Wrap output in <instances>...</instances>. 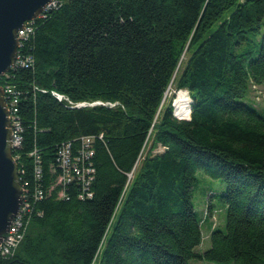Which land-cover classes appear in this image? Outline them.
Segmentation results:
<instances>
[{
    "label": "trees",
    "instance_id": "trees-1",
    "mask_svg": "<svg viewBox=\"0 0 264 264\" xmlns=\"http://www.w3.org/2000/svg\"><path fill=\"white\" fill-rule=\"evenodd\" d=\"M57 1L22 43L32 65L0 77L20 94L13 156L30 203L0 264H264V107L251 97L264 88V0ZM172 90L187 91L188 120ZM82 137L93 138L92 198L68 186L59 199L49 168ZM199 170L225 187V226L204 251L214 209L194 210Z\"/></svg>",
    "mask_w": 264,
    "mask_h": 264
},
{
    "label": "built area",
    "instance_id": "built-area-1",
    "mask_svg": "<svg viewBox=\"0 0 264 264\" xmlns=\"http://www.w3.org/2000/svg\"><path fill=\"white\" fill-rule=\"evenodd\" d=\"M57 6H59V2L57 0H51V2L48 3L43 11L37 16V18L43 17L47 11L52 8H56ZM32 22L33 20L25 22L22 29L17 32L18 50L11 70L17 68H27L33 63L30 56H24L20 51L22 43H25L34 33ZM2 89L4 92L5 109L8 113L11 128L12 157L15 162H17L18 157H14L13 153L20 147L22 141V128L17 116V103L18 96L20 94L9 85H5ZM57 99L61 100L62 97L57 96ZM88 105L89 104L83 103L77 105V107H84ZM92 144V137H82L80 138V144L76 147L72 146L70 143H63L60 145L56 153V164L49 168V174L53 175L54 179L48 187V193L57 189L56 192L58 198L67 199L68 196L65 193V188L73 186L77 190V198L79 200L92 198L91 186L95 174V170L91 162V158L94 155ZM28 156L33 160L35 180L38 181L41 179L42 173L40 168V157L36 151L31 152ZM22 168L23 167H21V169ZM21 169H18L19 182L20 175L23 172ZM132 174L133 172L128 175L129 180L132 178ZM20 186L21 204L18 213L10 221L8 231L2 236V241L0 243L1 258L11 256L20 246L25 237L27 225L29 224L30 203L27 196L28 192L24 189L21 182ZM33 197L34 200H41L44 197V193L37 187L34 190Z\"/></svg>",
    "mask_w": 264,
    "mask_h": 264
},
{
    "label": "water",
    "instance_id": "water-1",
    "mask_svg": "<svg viewBox=\"0 0 264 264\" xmlns=\"http://www.w3.org/2000/svg\"><path fill=\"white\" fill-rule=\"evenodd\" d=\"M51 0H0V77L14 65L18 50L17 32L32 21ZM187 93V92H186ZM191 110V109H190ZM179 119V120H188ZM18 166L12 157L11 128L0 87V243L21 204Z\"/></svg>",
    "mask_w": 264,
    "mask_h": 264
},
{
    "label": "rangeland",
    "instance_id": "rangeland-1",
    "mask_svg": "<svg viewBox=\"0 0 264 264\" xmlns=\"http://www.w3.org/2000/svg\"><path fill=\"white\" fill-rule=\"evenodd\" d=\"M264 33V22L260 30V34ZM261 35L257 36V40L260 38ZM252 39L250 38L249 41L242 47V51L252 50ZM183 91V90H182ZM181 91H178L174 94L173 90L168 94L169 99H171L172 106H175L176 99L178 94ZM187 92V91H185ZM170 95H174V97H170ZM251 97L255 100L256 104L260 107H264V88L257 87L253 90ZM191 104V99L189 102V108ZM177 118V117H176ZM180 119V118H178ZM162 149H159L157 152H161ZM156 153V152H154ZM196 179L197 184L192 190L191 193V202L194 206V210L197 212L198 217L203 218V211L207 204H210L211 207L214 209V213L210 215V224L208 220L203 222L201 227L202 233V242L199 247L201 251L206 250L209 247V229L216 227L217 229H224L225 226V209L219 199L216 197L221 195L224 190V184L218 180L207 176L202 170L196 172ZM202 264V263H199Z\"/></svg>",
    "mask_w": 264,
    "mask_h": 264
},
{
    "label": "bare ground",
    "instance_id": "bare-ground-1",
    "mask_svg": "<svg viewBox=\"0 0 264 264\" xmlns=\"http://www.w3.org/2000/svg\"><path fill=\"white\" fill-rule=\"evenodd\" d=\"M189 102L190 98L185 91H181L178 94L176 99L175 108V116L180 119H187L189 117Z\"/></svg>",
    "mask_w": 264,
    "mask_h": 264
}]
</instances>
